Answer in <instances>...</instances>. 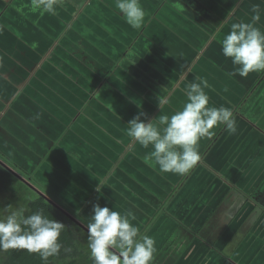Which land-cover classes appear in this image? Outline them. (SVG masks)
Segmentation results:
<instances>
[{"label":"crops","instance_id":"obj_1","mask_svg":"<svg viewBox=\"0 0 264 264\" xmlns=\"http://www.w3.org/2000/svg\"><path fill=\"white\" fill-rule=\"evenodd\" d=\"M28 3L0 0V152L88 220L94 204L131 212L151 264H264V70L230 76L220 44L254 6L264 31V0H140L139 30L115 0L17 12ZM199 78L236 131L216 126L188 173L161 172L127 122L174 114Z\"/></svg>","mask_w":264,"mask_h":264},{"label":"clouds","instance_id":"obj_2","mask_svg":"<svg viewBox=\"0 0 264 264\" xmlns=\"http://www.w3.org/2000/svg\"><path fill=\"white\" fill-rule=\"evenodd\" d=\"M59 3L60 0H29L16 10L23 13L27 7L40 16L55 15ZM115 8L129 26L137 30L142 27L146 12L140 0H115ZM252 11L251 22L232 23L230 31L220 40L223 56L230 58L234 66L228 73L230 76L247 77L251 72L264 70V31L256 26L260 11L258 6ZM199 79V83L188 86L186 102L174 114L142 120L145 114L140 112L127 122V135L144 148L151 145L152 151L144 159L150 166H158L161 172L188 173L201 159L199 141L214 135L212 130L216 126L224 125L229 133L236 131L232 110L208 106L209 96L204 89L209 85L207 80ZM108 107L112 109V105ZM134 219L131 212L122 214L107 206H92L86 230L93 264H151L156 242L148 235H141L132 223ZM64 228L62 222L50 219L43 209L30 215H25L24 208L9 210L7 215L0 216V250L25 249L38 253L43 264H49V257L60 254L59 238Z\"/></svg>","mask_w":264,"mask_h":264},{"label":"trees","instance_id":"obj_3","mask_svg":"<svg viewBox=\"0 0 264 264\" xmlns=\"http://www.w3.org/2000/svg\"><path fill=\"white\" fill-rule=\"evenodd\" d=\"M7 166L9 168H7ZM0 172L2 173L1 175L9 176V178L14 180L16 183L20 182L23 184H21L22 186H25L30 190H32V188L31 186H29V184L37 186L35 181L32 180V178L29 177L28 174H26L20 168L14 166V164H12V162L1 152ZM14 172L17 174H14ZM54 199H56L62 205L61 207H63V211L57 208L56 206L50 204L43 196H38L37 200L32 201L30 203V211L27 210V214L25 215H30L38 209H43L45 215H47L50 219L57 220V215L55 214V212H53V210H55L56 212L61 213L74 223L77 222V224H73L75 225L74 228L76 230L87 232L86 225L89 220L86 217H83L80 214L74 212L56 197H54ZM0 208H2V206ZM67 214H71L73 217L71 216L72 218H69ZM59 240L62 241L61 238H59ZM72 242L74 243V240ZM84 242L87 243L86 238ZM61 245L62 248L66 250L65 253L60 250V254L58 256L49 257V264H93L87 244L84 245L85 247L77 248L73 246V244L67 239H64L63 242H61ZM0 264H43V262L38 253H29L25 249H9L6 251L0 250Z\"/></svg>","mask_w":264,"mask_h":264},{"label":"rangeland","instance_id":"obj_4","mask_svg":"<svg viewBox=\"0 0 264 264\" xmlns=\"http://www.w3.org/2000/svg\"><path fill=\"white\" fill-rule=\"evenodd\" d=\"M1 174L2 173L0 172V207L2 206V208H0V216L7 215L9 210H16L18 208H24L25 214H27V210H29L30 203L32 201L37 200L38 196H42V195L37 192L34 193L33 191L29 190L27 187L16 183L14 180L9 178V176H3ZM38 187H39V191L44 190V188H41L40 186ZM46 194L49 193L46 191ZM8 206H10V209ZM53 212H55V214L57 215V220L65 225V228L60 236L62 241L59 240V242L61 243L63 242L64 239H67L69 242L73 244V246L77 248L85 247L84 245L87 243H85L84 241L85 238L87 240V232L76 230L74 228L75 225L73 224H77V222L74 223L73 221L69 220L64 215L56 212L55 210H53ZM87 215L90 218L91 213L87 212ZM73 240L74 243L72 242ZM61 250L63 251V253H65L66 251L63 248H61Z\"/></svg>","mask_w":264,"mask_h":264},{"label":"water","instance_id":"obj_5","mask_svg":"<svg viewBox=\"0 0 264 264\" xmlns=\"http://www.w3.org/2000/svg\"><path fill=\"white\" fill-rule=\"evenodd\" d=\"M5 166H6V165H5ZM7 168H9V167L7 166ZM10 170H11V169H10ZM14 174H17V173L14 172ZM29 186H31V188H32L35 192L40 193V194H41L46 200L49 201L50 204L56 206L57 208H59V209L62 210V211L64 210L63 207H61L62 205H61L56 199H54V197H52L50 194H46L44 190H40V191H39V187H37V186L31 185V184H29ZM67 215H68L69 217L72 216L71 214H67ZM71 218H72V217H71Z\"/></svg>","mask_w":264,"mask_h":264}]
</instances>
